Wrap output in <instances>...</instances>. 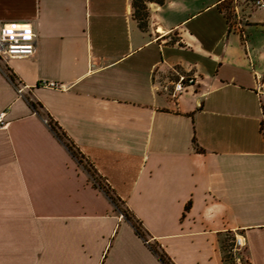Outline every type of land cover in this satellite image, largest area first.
I'll return each mask as SVG.
<instances>
[{"label":"crops","instance_id":"1","mask_svg":"<svg viewBox=\"0 0 264 264\" xmlns=\"http://www.w3.org/2000/svg\"><path fill=\"white\" fill-rule=\"evenodd\" d=\"M143 3L0 0L37 35L0 69V264H164L66 140L173 264H264V9Z\"/></svg>","mask_w":264,"mask_h":264},{"label":"built area","instance_id":"2","mask_svg":"<svg viewBox=\"0 0 264 264\" xmlns=\"http://www.w3.org/2000/svg\"><path fill=\"white\" fill-rule=\"evenodd\" d=\"M255 7L264 9V0H247ZM37 48V35L34 27L27 23H1L0 24V69L8 58H23L33 55ZM8 73V72H7ZM9 74V73H8ZM195 79L183 77L176 85V90L181 91L186 84L193 85ZM43 86L50 88H62L55 82H43ZM25 87H17L20 95H23ZM4 113L0 114V127L5 126ZM146 244L152 245L153 241L147 239ZM244 240L240 237L235 239V247H243Z\"/></svg>","mask_w":264,"mask_h":264},{"label":"trees","instance_id":"3","mask_svg":"<svg viewBox=\"0 0 264 264\" xmlns=\"http://www.w3.org/2000/svg\"><path fill=\"white\" fill-rule=\"evenodd\" d=\"M145 1H148V0H136V6H140L139 4H144L143 2ZM247 3H249L247 0H245ZM158 2H162V0H158ZM251 4V3H249ZM253 5V4H252ZM146 7L142 8H138V17L141 21V26L142 27H145L146 24H147V12H146ZM53 130L60 136V138H63L59 132L57 131L56 127L53 126L52 127ZM68 145V144H67ZM69 149L72 151V153L74 154V156L77 157V154L75 152V150H73V146H70L68 145ZM81 162V161H80ZM95 181L97 182V184L102 187H103V184H101V180L97 177H94ZM101 182V183H100ZM105 186V185H104ZM104 191L110 196V198L112 199L113 203L118 207V208H121V204L119 203V201L116 199V197L112 194L111 190L109 188L107 189H104ZM123 210V209H122ZM123 213H124V216L127 220H129L132 225L134 226L135 230H136V233L142 237L145 241L147 240V236H146V233L145 231L143 230V227L142 225L137 221L135 220L129 212H127L126 210H123ZM235 239L236 238H233L229 244H228V248H227V254H226V262L227 264H236V261H235V257H234V254H233V251L235 249ZM152 251L159 257V259L164 263V264H173L171 259L168 257V255L162 250L160 249L159 247H157L156 245H150ZM227 247V246H226ZM248 264H250L248 261H247ZM243 264V263H242Z\"/></svg>","mask_w":264,"mask_h":264},{"label":"rangeland","instance_id":"4","mask_svg":"<svg viewBox=\"0 0 264 264\" xmlns=\"http://www.w3.org/2000/svg\"><path fill=\"white\" fill-rule=\"evenodd\" d=\"M227 13H228V16H229V18L232 20V21H234L235 23L237 22V17H239L238 16V14H237V12H236V10H235V8H233L232 7V4L231 3H229V4H227ZM264 128V127H263ZM64 140H66V139H64ZM66 143L68 144V145H70V143L66 140ZM71 146V145H70ZM73 150H74V148H73ZM76 152V151H75ZM76 154H77V158L82 162V164H83V166L86 168V170H88V172L91 174V176L94 178V177H97L96 176V173L94 172V170H93V168L92 167H90V165L88 164V163H85V161L82 159V157H81V155L78 153V152H76ZM98 178V177H97ZM101 183V182H100ZM101 184H103V183H101ZM103 187H104V189H107V187L106 186H104V184H103ZM121 207V206H120ZM121 209H123L122 207H121ZM124 210V209H123ZM242 263L243 264H248L247 263V261H246V258H245V256L244 257H242Z\"/></svg>","mask_w":264,"mask_h":264}]
</instances>
